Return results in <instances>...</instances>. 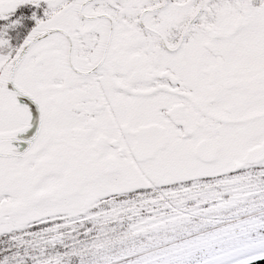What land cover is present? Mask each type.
Listing matches in <instances>:
<instances>
[{
  "label": "snow or ice",
  "instance_id": "1",
  "mask_svg": "<svg viewBox=\"0 0 264 264\" xmlns=\"http://www.w3.org/2000/svg\"><path fill=\"white\" fill-rule=\"evenodd\" d=\"M0 264H264V0H0Z\"/></svg>",
  "mask_w": 264,
  "mask_h": 264
}]
</instances>
